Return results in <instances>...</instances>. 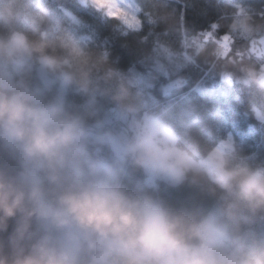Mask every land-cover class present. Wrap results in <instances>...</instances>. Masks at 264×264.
I'll list each match as a JSON object with an SVG mask.
<instances>
[{"label": "clouds", "instance_id": "1", "mask_svg": "<svg viewBox=\"0 0 264 264\" xmlns=\"http://www.w3.org/2000/svg\"><path fill=\"white\" fill-rule=\"evenodd\" d=\"M208 2L227 49L159 0H0V264H264V152L227 126L264 143V7Z\"/></svg>", "mask_w": 264, "mask_h": 264}, {"label": "trees", "instance_id": "2", "mask_svg": "<svg viewBox=\"0 0 264 264\" xmlns=\"http://www.w3.org/2000/svg\"><path fill=\"white\" fill-rule=\"evenodd\" d=\"M159 2L162 6H166L168 9L173 7L179 9V5L175 3V0H159ZM249 3L256 9L264 7V0H249ZM200 5L208 7V16L205 17L200 15L198 10L192 7H189L185 11V19L187 23L189 26L197 30L206 28L208 22L218 13L215 6L209 3L208 0H200ZM87 20L94 31V39L96 43L108 50L113 59L117 60L120 67L128 68L135 62L137 55L134 46L136 40L135 36L120 37L113 32L110 25L99 21L95 17L87 16ZM222 34H224L223 30L217 32L215 34L216 39H220ZM125 44H127V46H125ZM227 126L235 131L238 136L244 138L252 150L264 152V143L249 133L247 125L244 124L239 117L228 113Z\"/></svg>", "mask_w": 264, "mask_h": 264}, {"label": "snow or ice", "instance_id": "3", "mask_svg": "<svg viewBox=\"0 0 264 264\" xmlns=\"http://www.w3.org/2000/svg\"><path fill=\"white\" fill-rule=\"evenodd\" d=\"M190 7L192 8H196L199 12L200 15L202 16H208L209 13V9L207 6H201L200 5V0H191V5ZM189 8V6H183L180 7L177 11L179 12H185L187 9ZM257 10H261V9H257ZM219 15V12L217 13V15L212 18L209 22H208V26L204 29L199 30L200 35L206 37V38H215L216 39V32L212 26V20L216 19L217 16ZM151 22V21H150ZM222 42L223 46L227 49L228 47H230V42L228 40L227 37H225L224 34L221 35L220 39H218ZM254 50L258 51L261 55H264V48H260V49H255Z\"/></svg>", "mask_w": 264, "mask_h": 264}]
</instances>
